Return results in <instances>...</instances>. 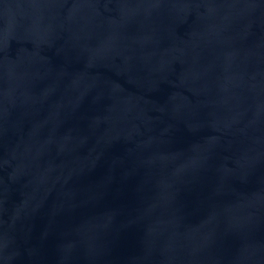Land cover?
<instances>
[{"label":"water","instance_id":"obj_1","mask_svg":"<svg viewBox=\"0 0 264 264\" xmlns=\"http://www.w3.org/2000/svg\"><path fill=\"white\" fill-rule=\"evenodd\" d=\"M0 264H264V0H0Z\"/></svg>","mask_w":264,"mask_h":264}]
</instances>
